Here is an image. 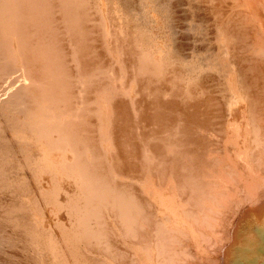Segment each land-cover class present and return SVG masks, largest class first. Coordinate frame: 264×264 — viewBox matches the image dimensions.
Here are the masks:
<instances>
[{
  "label": "bare ground",
  "instance_id": "6f19581e",
  "mask_svg": "<svg viewBox=\"0 0 264 264\" xmlns=\"http://www.w3.org/2000/svg\"><path fill=\"white\" fill-rule=\"evenodd\" d=\"M171 1L0 0V264H128L130 252L131 264H241L257 249L227 228L264 210V44L235 8L213 44L189 25L206 46L183 62ZM229 45L260 84L252 95ZM210 74L233 96L217 123ZM197 157L184 180L176 164Z\"/></svg>",
  "mask_w": 264,
  "mask_h": 264
},
{
  "label": "rangeland",
  "instance_id": "374dc122",
  "mask_svg": "<svg viewBox=\"0 0 264 264\" xmlns=\"http://www.w3.org/2000/svg\"><path fill=\"white\" fill-rule=\"evenodd\" d=\"M176 1V2H175ZM174 2H173V0L171 1V3L173 2V3H178V5L180 4V5H183V7L182 6H178L177 7V4L175 5L177 8V10H174L175 9V6H174V9L172 8L173 7V5H172V10H173V12L171 13V14H173V13H175V11H176V13H175V15L174 16H176V17H172V19L174 20V19H176L178 22H176V20L175 21H173V23L174 24H176V23H178L177 24V26L176 25H174V28H175V26L177 27V29H175V31L177 30V40L178 39H180V40H178V42H180V43H182V44H180V43H176V39L174 40V43H176L177 44V46L176 45H174L173 46V48H176V50L177 51H175V49H174V51L175 52H173V53H175L176 54V56L179 58V57H181V58H179V59H181L183 62L184 61H186V62H188L189 63V61H191L190 59L192 58V56H190L191 55V51H193V53H194V49H195V47L197 48V50H200V49H202V47H203V44H205V42H207V43H210L209 41H215L216 39L215 38H217V36L216 35H218L217 33H219V31L218 30H220V28L222 27V23H223V20H226V19H223V18H226V17H231V12L233 11V10H235V8H236V10L238 11V12H241V14H240V19H243L242 20V22L245 24V23H249L250 24V29H249V31H250V33L252 32L253 33V35L255 34V35H257L259 38L261 37V40H262V44H264V41H263V39H264V14L262 13V11H261V9H264V8H260L259 9V7H257L259 10H257V8L255 7L256 5L258 6V2L259 1H261V0H247V2L244 0H234L235 1V3L234 2H232L231 0H221L222 2L220 3V0H219V2L217 1V0H213V1H211V0H205V1H202V0H197L198 2L196 3V0H195V3L196 4H198V5H196V9H195V3H194V5L192 4L194 1L192 0L191 1V3H189V1L190 0H185L184 2H188L189 4H187V5H190L191 7H194L193 8V12H192V10H191V12H188L189 10H186L187 9V6H185L186 5V3H184L183 2V0H180L181 2H179V0H175ZM178 1V2H177ZM210 1V2H209ZM263 1V3H264V0H262ZM184 4H183V3ZM245 2V3H244ZM202 3V4H201ZM234 3V4H233ZM262 2H259V4H261ZM245 4V5H244ZM201 5V6H200ZM234 7H233V6ZM237 5V6H236ZM243 5V6H242ZM186 7V9H185V7ZM190 6H188V8L190 7ZM203 6V7H202ZM260 6H264L263 4L262 5H260ZM202 7V8H201ZM238 7V8H237ZM240 7H243V10L242 9H240ZM244 7H245V9H244ZM178 8H180V9H178ZM184 8L187 12H188V16L186 15L187 13H186V11H184V9L182 10V9ZM231 8V9H230ZM249 8V9H248ZM256 8V9H255ZM189 9H192V8H189ZM199 9H200V11H199ZM248 10V11H247ZM258 11V12H256V11ZM250 11L252 12V13H250ZM183 12V13H182ZM198 12V13H197ZM226 12H227V15H228V13H229V15L227 16L226 15ZM255 12V13H254ZM264 12V11H263ZM194 14V16H193V14ZM254 13V14H253ZM257 13V14H256ZM190 14V15H189ZM192 14V15H191ZM252 14V15H251ZM179 15V16H178ZM182 15V16H181ZM184 15V16H183ZM225 15V16H224ZM256 15L258 16L257 18H258V20H257V18H255L256 17ZM172 16V15H171ZM187 16V17H186ZM192 16H193V18H192ZM224 16V17H223ZM183 17H184V20H183ZM202 19H200V18ZM254 17V18H253ZM178 18V19H177ZM197 18V19H196ZM249 18V19H248ZM187 19V20H186ZM194 19V20H193ZM199 19H200V21H199ZM261 19V20H260ZM182 20V21H181ZM207 20V21H206ZM229 20H231L230 18H229ZM253 20V21H252ZM185 21H186V23H185ZM190 21H192V23L190 22ZM222 21V22H221ZM247 21V22H246ZM257 21V22H256ZM184 22V23H183ZM193 22H194V24H193ZM197 22H199V23H197ZM206 22V23H205ZM254 22V23H253ZM181 24V25H180ZM185 24H187V25H185ZM190 24H193V25H191L192 26V28L194 29V27H195V24L197 25H199V24H201V25H203V29H204V31H206V32H204L205 34H206V36L207 37H205V38H207L206 39V41L205 40H203L202 41V36L200 35V37H198V36H196L195 34V32L191 29V27L189 26ZM207 24H210V25H207ZM263 24V25H262ZM179 25H180V27H179ZM251 25H254L253 27H251ZM256 25V26H255ZM257 25H259V26H257ZM182 26V27H181ZM186 26V27H185ZM194 26V27H193ZM215 26H217V27H215ZM188 27V28H187ZM213 27V28H212ZM256 27V28H255ZM179 28V29H178ZM185 28V29H184ZM191 29V31H190V29ZM205 28H206V30H205ZM207 28H208V31H207ZM217 28V29H216ZM252 28V29H251ZM254 28V29H253ZM189 29V30H188ZM258 29V30H257ZM180 30V31H179ZM188 30V31H187ZM213 30H215L216 31V34L215 33H213L214 31ZM255 30V31H254ZM179 31V32H178ZM192 31H193V34H192ZM248 31V32H249ZM185 32H187V33H185ZM259 32V33H258ZM185 33V34H184ZM176 34V33H175ZM179 34V35H178ZM191 34V35H190ZM208 34V35H207ZM248 34V33H247ZM263 36H262V35ZM188 35V36H187ZM216 37H215V36ZM252 35V34H251ZM193 36L194 37H196V38H193ZM205 36V35H204ZM179 37V38H178ZM200 38V39H199ZM213 38V39H212ZM263 38V39H262ZM185 39H187V40H185ZM204 39V38H203ZM185 41V42H184ZM188 41V42H187ZM204 42L203 44H202V42ZM213 41V42H214ZM213 42L211 43V44H213ZM188 43V44H187ZM179 44H180V48H181V50H183L182 52L180 51V50H178L179 48H178V46H179ZM184 44V45H183ZM200 44H201V46H200ZM182 45V46H181ZM176 46V47H175ZM199 46V47H198ZM206 45H204V47H205ZM186 47V48H185ZM204 47H203V49H204ZM178 48V49H177ZM232 49V46L231 45H229V51ZM190 49H191V51H190ZM235 50V51H234ZM181 52V53H183V54H181L180 56H179V54L178 53H176V52ZM179 52V53H180ZM186 52V53H185ZM193 53H192V55H193ZM230 53L231 54H233L232 55V58H236L235 60L233 59V63L235 64V61H236V67L238 68V72L241 70V72L243 73H241V72H239V75H240V77L242 78L243 76V79L242 80H244L243 82H245L246 84H244L243 82H242V80L239 78H237L238 80H239V82L241 81L242 83H243V87H246V88H249V90H248V92H250V95H252L253 94V91H257L256 89V87L255 86H257L258 87V85H260V84H258V85H255V83H254V81H255V79H254V75H253V72H252V69L250 68V66H249V61H246V57L245 56H243L240 52H238V50L236 51V49H234L233 48V50H232V52L230 51ZM190 54V55H189ZM231 54H230V58H231ZM237 54V55H236ZM182 55H183V57H182ZM184 55H185V58H184ZM240 55H242V57L240 56ZM187 56V57H186ZM190 56V59H189V61L188 60H186V58L188 59V57ZM232 58H231V60H232ZM258 58V57H257ZM243 59V60H242ZM245 59V60H244ZM248 59V58H247ZM239 60L241 61V64L243 65V67H242V65L240 64V62H239ZM237 61H238V63H237ZM245 61V62H244ZM259 61V60H258ZM242 62H244V63H242ZM248 64H247V63ZM255 62V61H254ZM260 62V61H259ZM258 62V63H259ZM256 63V62H255ZM246 64V65H245ZM240 65V66H239ZM251 65V64H250ZM247 66V67H246ZM252 66V65H251ZM245 67V68H244ZM251 69V70H250ZM261 70L263 69L262 67L260 68ZM245 71V72H244ZM247 71H249V73L250 74H248V72ZM248 74V75H247ZM264 69L261 71V78H263L264 79ZM208 76V79H207V77L205 76V78H203L202 79V83H203V88H205V90H207V93H208V96L210 97V99H212V100H214V102H218L219 103V111L217 112V114H216V111L215 110H217V108H215V110L213 111V110H211V112H210V109H209V111L208 112H210L209 114H210V116L211 117H213V122L214 121H216V123H217V121L219 122V116L221 115H223V117H225V116H228V112L230 111V105L228 104V106L226 105L227 104V102H228V100H229V98L231 97V95H228V91L229 90H227L226 89V91H225V87H224V85H221L220 86V84H221V82L219 81V80H217V76L216 75H207ZM213 76V77H212ZM247 76V77H246ZM250 76V77H249ZM215 77V78H214ZM205 79V80H204ZM249 79V80H248ZM15 81H17V80H15ZM208 81V82H207ZM212 81V82H211ZM252 81V82H251ZM210 82V83H209ZM215 82V83H214ZM217 82V83H216ZM220 82V83H219ZM240 82V84H242ZM207 83V84H206ZM250 83H252V84H250ZM209 84V85H208ZM18 85H19V83H18ZM18 85H16V86H18ZM205 85V86H204ZM217 87H216V86ZM245 85V86H244ZM15 86V85H14ZM15 86V87H16ZM20 86V85H19ZM206 86H208V87H206ZM215 86V87H214ZM129 87V86H128ZM224 88V90H221L220 88ZM18 88V87H17ZM20 88L22 89L23 87H21L20 86ZM122 88H123V86H122ZM207 88V89H206ZM255 90H254V89ZM217 89V90H216ZM220 91H219V90ZM259 89H260V87H259ZM18 90H20V89H18ZM17 90V91H18ZM23 91V89L21 90V91H19V92H21V93H24V91ZM217 91V92H216ZM225 91V92H224ZM212 92V93H211ZM223 92V93H222ZM227 92V93H226ZM219 94V95H218ZM221 94V95H220ZM229 94H230V91H229ZM226 96H230V97H228V100H224L225 98H227ZM224 98V99H222V98ZM233 97V96H232ZM232 97L230 98V100L229 101H231L232 100ZM219 98V99H218ZM217 100V101H216ZM220 101V102H219ZM230 104H233L234 103V101L231 103V102H229ZM221 104V105H220ZM264 104V103H263ZM224 105L226 106V107H228L227 109H226V107L224 108ZM223 107V108H222ZM263 108H264V106H263ZM228 110V112L227 111H225V110ZM243 110V108L241 109L240 107L239 108H237L236 110H234V116H233V119H235L237 122L239 121V117L240 116H238L237 117V115H241L242 114V111ZM213 111V112H212ZM263 111V110H262ZM227 112V113H226ZM221 113V114H220ZM263 114H264V111L262 112ZM213 116H212V115ZM262 114V115H263ZM230 115V114H229ZM218 118L217 120H216V117ZM236 117V118H235ZM262 117H264V116H262ZM215 118V119H214ZM238 118V119H237ZM219 128V127H218ZM147 139V138H146ZM159 150H163L164 151V149H156L155 151H154V153H157ZM199 160V161H201L200 160V158H195V160ZM196 160V161H197ZM182 161V160H181ZM181 161H178V164H176V169H177V171H179L181 168H183L184 170L186 169L188 172L186 173V171L184 172V170L182 169V170H180L178 173L180 174V175H185L186 177H188L189 175V177H191V175L193 174V171H195L194 170V168L196 169V167L197 168H199V165H200V163L201 162H199V161H191L190 163V165H191V168L189 167V166H187V165H189V164H183V162L181 163ZM192 162H193V164H192ZM195 163L196 164H199L198 166H196L195 165ZM180 164H182L183 166H181ZM180 165V166H179ZM185 165V166H184ZM193 165H194V167H193ZM158 167V166H157ZM156 166H155V169H157L156 170V173H162V172H160V171H164L163 169H166L167 170V167L165 168V166L163 167V168H157ZM181 167V168H180ZM200 167H202V165H200ZM170 168H172V167H169V170H170ZM179 168V169H178ZM161 169V170H160ZM193 169V170H192ZM166 170L164 171V172H166ZM189 170H191V171H189ZM158 171V172H157ZM163 172V173H164ZM182 173V174H181ZM186 173V174H185ZM188 173H190L189 175H187ZM181 176L184 180H185V176ZM181 178V180H183ZM188 179V178H187ZM74 188H75V186H74ZM73 191H74V189H73ZM255 204L256 203H254V205L252 204V205H250V206H248L249 207V209H246V208H244V211H246V213L248 212L247 210H249V213L251 214V212H252V216H255V214L257 215L258 213H260V211L261 210H263V209H260V207H258V209H257V211L256 210H254L255 209ZM257 205H259L260 206V204H257ZM257 205H256V208H257ZM247 207V208H248ZM261 207H263V206H261ZM251 209L252 210H254V211H256L255 213H253L254 211H251ZM260 210V211H259ZM264 213V210L263 211H261V213L260 214H258V219L260 218V219H262L264 216H263V213ZM239 214V213H238ZM238 214H236V215H238ZM232 215V214H231ZM236 215H233L232 217H234L235 218V220H237V221H235L236 222V224L239 222V219H240V214H239V216L237 217ZM236 217H237V219H236ZM256 217V216H255ZM234 218H233V220H234ZM232 219V218H231ZM230 219V220H231ZM258 220L259 222H255V226L253 225V223H250L249 224V227H247L246 226V228L245 227H243L244 229H246V230H240L239 229V227L241 226V225H244L243 223L242 224H235V226H234V221L233 220H231V222H232V224H230V222L228 223V224H230V226H229V228H227L228 230L229 229H233L234 228V230H227V234H228V237L231 239V241H234L235 239H237V237H238V239H243V237L245 236V239H243V241H248V242H253V244L255 245V243H256V246H254L253 244H251V243H249L248 244V242L246 243V244H248L249 246H251V248H252V246H254L253 247V249L254 248H256L257 247V251L254 249V253H253V257L250 255V259L248 258V259H246V260H243V262L241 263V264H264V232L262 233H260L259 234V231L261 230H263L264 231V226H262V225H264V223L263 222H260L261 220ZM264 219V218H263ZM254 220V219H253ZM255 221H257V217H256V219H255ZM258 223V224H257ZM227 224V225H228ZM257 224V225H256ZM238 225H240L238 228H237V226ZM250 226H253L252 227V230H250L251 228H250ZM257 226V227H256ZM261 227H262V229H261ZM242 228V229H243ZM236 229V230H235ZM239 229V230H238ZM249 229V230H248ZM257 230V231H256ZM259 230V231H258ZM145 231H147V229H145ZM231 231V232H230ZM234 233H233V232ZM236 231H238V232H236ZM245 231V232H244ZM255 231V232H254ZM229 232H230V235L232 234V236H229ZM237 234H236V233ZM243 232V234H244V236L241 234ZM253 233H255V235L254 236H258L259 237V240H258V237H256V240L258 241V243H257V241L255 242V241H251V238L250 239H246V238H248V237H250V236H253ZM257 233V234H256ZM261 235V236H259V235ZM235 236H237V237H235ZM239 236H242V238H240ZM248 236V237H247ZM253 236V237H254ZM232 237V238H231ZM234 237V238H233ZM263 237V238H262ZM127 240V241H126ZM143 238H141V243H142V246L144 245V248L147 250V245H148V250H150L149 248H151L152 247V245H150V247H149V244H147V243H149L148 241H146V239H144L143 241L146 243H144L143 244ZM129 241H131L132 242V240L130 239V238H125V242H129ZM261 242V243H260ZM118 244V243H117ZM257 244H258V246H257ZM122 244H119L117 247H119V246H121ZM230 245V244H229ZM146 246V247H145ZM153 247H154V245H153ZM230 247V246H229ZM228 246H227V248L228 249H230ZM143 248V247H142ZM157 247H154V250H153V248H152V250H151V252L153 253V255H152V253L150 252L149 253V251L147 250V253L151 256L152 255V257L154 258V259H156V260H159L160 258H161V253L159 254V251H160V249H158L159 251H156L157 249H156ZM143 250L144 249H142V252H143ZM145 250V251H146ZM181 250V249H180ZM179 250V251H180ZM144 251V252H145ZM182 251H184V250H182ZM181 251V252H182ZM157 252H158V254H157ZM257 252V254L255 255V253ZM146 253V252H145ZM180 253V252H179ZM228 253V254H227ZM144 256H149V255H145L144 253H142ZM157 254V255H156ZM186 253H184V255H185ZM186 255H188V254H186ZM227 255H229L228 256V258L230 259V252H229V250L228 251H226V256ZM129 256V253H128V255H127V257ZM133 256H132V253L130 252V256L128 257V258H130L129 260L127 259L126 260V262L128 263V264H131V258H132ZM182 257H184V259H186L187 257L186 256H182ZM186 257V258H185ZM191 257V256H190ZM194 257H196L195 255L194 256H192V260H190L189 261V257L187 258V261L186 260H184L183 258L181 259V260H183L182 261V263L183 264H186V262H187V264L188 263H190L191 264V262H193V260H194V263L195 264H197L198 262V264H202L203 262H202V260L199 258V257H196V259L194 258ZM252 257V258H251ZM191 259V258H190ZM199 260V261H195V260ZM215 260V259H214ZM231 260V259H230ZM129 261V262H128ZM202 262V263H201ZM212 262H214V263H212ZM140 262H138L137 264H139ZM194 263H192V264H194ZM208 263V262H207ZM211 263L212 264H220V262L219 261H211ZM141 264V263H140ZM204 264H206V263H204ZM208 264H210V263H208ZM228 264H237V263H234V262H232V261H230V262H228ZM240 264V263H239Z\"/></svg>",
  "mask_w": 264,
  "mask_h": 264
}]
</instances>
